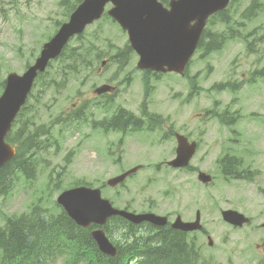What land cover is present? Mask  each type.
<instances>
[{"label":"rangeland","instance_id":"obj_1","mask_svg":"<svg viewBox=\"0 0 264 264\" xmlns=\"http://www.w3.org/2000/svg\"><path fill=\"white\" fill-rule=\"evenodd\" d=\"M75 1L66 0L62 4L61 0H0V82L8 72L21 73L34 61L43 42L55 31L57 22L66 19L67 6ZM248 3L250 8L255 5L251 16L244 13ZM226 20V24L216 19L209 25L212 34L225 39L224 46L208 55L197 53L183 77L173 73L144 75L136 67V54H132L121 71L116 72V65L110 64L98 72L100 61L127 43V36L107 17L86 28V37L92 48L99 50L100 57L94 67L82 68L78 75L63 76L59 64L51 62L54 84L40 95L36 117L43 122L57 115L66 117L65 110L71 106L76 109L86 102L87 119L56 127L54 137L58 140V149L52 147L47 157L39 152L36 175L28 180L18 176L11 192L0 195V226L7 217L28 211L38 201L55 212L59 191L87 183L102 186V195L121 208L127 205L141 209L159 204L158 213L163 214L171 207V212L185 219L192 218L198 208L204 227L213 239L209 247L205 235L200 232L193 235L195 247L191 249L200 264H250L246 257L251 254L255 264H264L256 256L264 249L257 253L255 246L260 243L259 236L264 230H256L254 226L264 220V126L257 125L264 123V0H234ZM250 80L255 82L249 84ZM225 81L231 87L238 82L243 84L236 92L229 86L219 91L213 88ZM102 83L112 84L115 91L97 98L92 92ZM61 84L62 90L56 95L53 90ZM35 92L41 93L42 88L38 86ZM29 103L34 106L33 99ZM226 108L228 114L239 115L235 129L240 139L238 154L244 166L259 171L250 179L258 183H247L240 176L226 182L217 170V148L229 152V147L223 143L215 145L219 142L217 137L228 136L215 115L227 119L226 114L223 116ZM119 109L132 112L137 123L143 124L138 130L140 133L123 136L135 131L134 128L118 132L100 127V122L91 123L103 116L111 118ZM148 116L157 121L150 119L156 125L151 131H146ZM19 126L21 123L15 130ZM185 126L184 132L199 140L198 156L190 164L191 177L184 174L185 170L174 171L165 165L172 157L173 132ZM145 138H152L153 146L144 145ZM244 146H250L253 152H244ZM136 149L139 151L135 153ZM138 163L143 168L121 186L111 189L104 185L108 177ZM196 169L212 175V180L202 185L204 188L197 189L192 183ZM229 207L253 217L251 226L255 230H231L226 226L220 210ZM133 232L141 238L148 234L146 228L133 230L121 222H114L110 227L114 241H121ZM55 264L65 263L60 257Z\"/></svg>","mask_w":264,"mask_h":264},{"label":"water","instance_id":"obj_2","mask_svg":"<svg viewBox=\"0 0 264 264\" xmlns=\"http://www.w3.org/2000/svg\"><path fill=\"white\" fill-rule=\"evenodd\" d=\"M108 1L114 5L108 14L127 30L131 47L140 56L138 67L177 72L183 71L193 53L208 14L224 7L228 2V0H170L169 7L166 8L158 0H83L70 15L68 22L62 24L57 33L43 45L35 63L23 75L12 72L6 77L5 87L0 96V166L14 153L12 147L4 142V136L24 103L37 72L45 68L50 58L60 53L69 36L81 31L86 23L99 17ZM108 90H111V87L102 86L95 92ZM193 151V144L187 145L184 138L178 137V155L172 164L185 165ZM138 167L109 179L108 184L122 181ZM202 176L205 175L201 174L200 177ZM207 179L204 177V180ZM57 202L63 205L76 224L84 227L91 222L102 223L113 214L124 215L134 222L147 218L157 224L164 223L162 218L135 216L112 208L107 200L101 199L99 189L76 187L65 190L58 195ZM223 217L239 225L241 223L238 220L244 219L242 214L232 209L224 211ZM181 227L193 228L186 225ZM92 234L100 250L106 254H113L114 248L104 238L102 231H95Z\"/></svg>","mask_w":264,"mask_h":264},{"label":"trees","instance_id":"obj_3","mask_svg":"<svg viewBox=\"0 0 264 264\" xmlns=\"http://www.w3.org/2000/svg\"><path fill=\"white\" fill-rule=\"evenodd\" d=\"M72 9L73 6L69 11ZM254 9L255 5L247 12V16H251ZM203 40L207 50L217 49L222 44L218 36H203L201 45ZM76 49L88 52V49L84 47H76ZM130 52V48L126 46L122 64L127 61ZM119 57L116 54L111 57V60L118 61ZM45 81V76H38L39 85H46ZM126 117L130 115L126 114ZM37 137V132L27 134L21 141L22 145L16 156L0 169V193L7 188L9 192L13 187L11 181L14 182L18 176L23 175L27 180L34 177L35 154L43 146L37 141ZM43 143L44 146L47 145V142ZM12 174L14 180L10 179ZM50 214L42 208L40 203H35L28 212L5 219V223L0 226L2 264H55L61 256H67L69 264H76L73 255L81 257L82 252L87 254L91 264H123L122 256L108 259L94 253L88 245V232L83 229L77 230L78 228L64 212L60 211L59 217ZM159 232H162L159 237L149 242L147 255L151 258L150 264H192L189 251L182 239L177 236L178 234L165 228L160 229Z\"/></svg>","mask_w":264,"mask_h":264},{"label":"flooded vegetation","instance_id":"obj_4","mask_svg":"<svg viewBox=\"0 0 264 264\" xmlns=\"http://www.w3.org/2000/svg\"><path fill=\"white\" fill-rule=\"evenodd\" d=\"M258 228H259V229H264V226L261 225V224H259V225H258Z\"/></svg>","mask_w":264,"mask_h":264},{"label":"bare ground","instance_id":"obj_5","mask_svg":"<svg viewBox=\"0 0 264 264\" xmlns=\"http://www.w3.org/2000/svg\"><path fill=\"white\" fill-rule=\"evenodd\" d=\"M38 234V233H37ZM167 250V249H166ZM152 255V254H151Z\"/></svg>","mask_w":264,"mask_h":264}]
</instances>
